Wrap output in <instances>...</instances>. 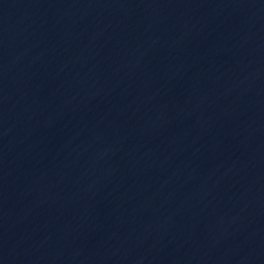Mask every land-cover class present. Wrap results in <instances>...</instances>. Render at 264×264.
Returning a JSON list of instances; mask_svg holds the SVG:
<instances>
[{
  "label": "water",
  "instance_id": "95a60500",
  "mask_svg": "<svg viewBox=\"0 0 264 264\" xmlns=\"http://www.w3.org/2000/svg\"><path fill=\"white\" fill-rule=\"evenodd\" d=\"M0 264H264V0H0Z\"/></svg>",
  "mask_w": 264,
  "mask_h": 264
}]
</instances>
